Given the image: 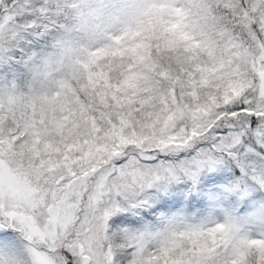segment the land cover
<instances>
[{
    "label": "snow or ice",
    "instance_id": "snow-or-ice-1",
    "mask_svg": "<svg viewBox=\"0 0 264 264\" xmlns=\"http://www.w3.org/2000/svg\"><path fill=\"white\" fill-rule=\"evenodd\" d=\"M0 264H264V0H0Z\"/></svg>",
    "mask_w": 264,
    "mask_h": 264
}]
</instances>
